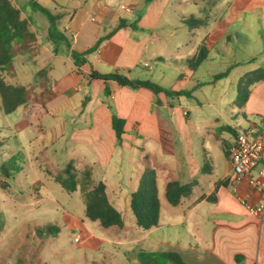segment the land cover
Masks as SVG:
<instances>
[{"label": "crops", "instance_id": "obj_1", "mask_svg": "<svg viewBox=\"0 0 264 264\" xmlns=\"http://www.w3.org/2000/svg\"><path fill=\"white\" fill-rule=\"evenodd\" d=\"M152 1V3L161 1L164 8L170 0ZM11 2L15 5L12 0ZM145 2V0H58L56 5L61 8L59 11L61 17L57 26L67 36L73 49L82 51L99 37L104 38L95 51L86 55V61L80 66L73 63L67 44L54 43L48 38V25L44 40H40L29 22V28L35 36L32 50L21 51L17 43L12 47L14 74L11 76H16L19 71L21 78L25 80L14 84L30 87L27 101L18 107L22 106L29 110L26 108L27 102L33 95H37L42 101L44 112H51V117L56 120L57 116L71 108L74 102L78 103V112L87 117V121L70 131L76 153L65 168L71 164L70 170L81 180L80 185L84 191L100 180L104 182L108 200L123 218L122 226L108 229L109 235L106 238L115 246H124L132 252L130 257H126V264H139L137 253L142 250L175 252L183 262L168 261L166 264H264V209L259 213L250 211L237 199L229 180L231 173L229 147L234 133L227 127L236 129L241 126L226 123L219 127L220 131L229 133L221 140L222 156L219 160L210 157L209 153L203 150V163L197 164L187 155L190 148L183 147L185 155L182 160L180 159L178 166L175 161L176 155L162 147L164 135L177 133L181 136L182 133L181 112L174 107L172 99L169 101L172 97L166 96L164 92L154 94L146 87L134 89L118 85L112 79L89 78V73L95 70L101 73L119 72L131 78L156 80L148 75V72L134 70V66L152 70L155 67L152 60L161 59L156 47L149 44L156 39H150V35L143 33L142 30L138 31L131 25H135V21L141 19L138 14L139 7ZM213 3L218 5L219 0H214L211 4ZM236 4L238 5L236 17L239 19L247 22L248 15L243 12L257 13L255 16L259 27L262 28L259 37H264V0H239ZM218 14L220 13L206 15L208 20L214 22L204 27L207 31L203 39L207 45L204 60L214 59L210 55L208 45L221 39L228 27L222 23L225 16ZM20 17L26 18L21 11ZM122 19L125 24L118 27ZM246 22L243 27L248 26ZM137 32L141 33L139 35L144 43L136 50L134 46H129L128 42L129 39L136 40ZM197 48L192 49L194 51L192 55L196 54ZM256 52L263 55V63L257 66L259 67L264 65V45ZM90 54L92 60L89 58ZM186 57L181 55L178 59L172 57L170 63L158 61V67L178 68L184 77L192 80L195 87L203 80H209L201 74L197 75L201 73L199 67L202 62L193 70L186 65ZM145 62L148 64L144 65ZM240 63L232 62L231 66H228L232 70ZM61 66H64L63 70ZM172 73L174 79L168 85L154 82L168 89H183L176 84V80L179 81V77H175L178 73L174 71ZM216 73L207 76L214 81L217 80L213 77ZM4 74L5 72L3 76ZM105 89L108 90L107 95H104ZM187 90L193 95V90ZM157 105H167L169 109L167 114L173 115L176 125H170L173 121H170L167 115L168 121L162 123L155 108ZM109 106L124 120V132L120 142L116 141L112 128L113 111ZM240 112L252 127H255L254 132L264 137V80L250 86L248 96L240 106ZM181 114L188 117V109L184 108ZM64 128L63 124L60 129L61 136L64 135ZM58 131V126L51 127L53 139L57 137ZM138 140L141 147L134 164H130L132 167L128 173L129 187L123 190L118 183L122 179L123 165H126L122 153L124 148H132ZM223 147L227 154L224 153ZM144 157L155 170L159 199L158 222L149 229L140 228L134 217H130V224L126 225L122 214V210L127 212L129 194L136 188L144 169ZM211 173H215V178H212ZM170 179L193 183L191 193L182 197L175 205L165 196V185ZM80 185L76 182L75 190L80 189L83 195ZM195 187L201 190H195ZM237 189L249 205L255 206L261 201V191L248 186L245 182L239 184ZM90 236L94 237L92 233L88 237Z\"/></svg>", "mask_w": 264, "mask_h": 264}, {"label": "rangeland", "instance_id": "obj_2", "mask_svg": "<svg viewBox=\"0 0 264 264\" xmlns=\"http://www.w3.org/2000/svg\"><path fill=\"white\" fill-rule=\"evenodd\" d=\"M12 1L36 30L39 39L44 40L47 17L33 8L29 0ZM35 1L53 14L60 13L61 8L56 5L58 0ZM213 1L170 0L164 8L161 1L145 2L139 7L141 19L135 21L138 31L142 30L151 36L150 39H156L152 41L154 45L149 44L156 47L161 59L152 60L155 66L152 70L139 66H134V70L148 72L156 79L153 81L165 85L174 79V71L178 73L175 77H179L177 86L194 91L193 95L182 94L169 98L179 112L182 113L184 108L189 111L188 117L180 113L181 136L175 133L164 135L162 139L163 149L176 155L178 166L185 155L183 147L190 148L189 154H186L197 164L203 163L204 151L219 160L222 156L221 140L229 135L226 131H220L219 127L226 123L238 124L253 132L256 130L243 117L236 103V84L238 77L245 71L263 63V55L256 52L264 45V37H259L262 28L258 25L256 12H243L248 15L247 22L236 17V3L239 0H219L218 5L211 4ZM217 12L219 16H225L222 23L228 27L221 39L208 45L214 59L202 61L199 67L201 73H197L209 80H203L195 87L192 80L184 77L178 68L158 67L159 62L170 63L172 57L178 59L181 55L187 56L186 59L191 58L192 49L204 42L207 33L204 27L214 22L208 20L206 25L188 26L184 19L192 15L205 19L207 14L215 15ZM245 22L248 23L247 27H243ZM139 34L137 32L136 40L129 39L128 42L136 50L144 43ZM205 46L207 48L206 43ZM89 58L92 60L91 54ZM232 62L241 63L226 76L214 81L207 76L226 69ZM61 67L63 70L64 66ZM4 79L11 84L25 82L19 71L16 76L5 73ZM77 104L74 102L56 120L51 117V112H44L42 101L37 95L27 102L26 108L29 110L20 106L10 113H4L0 108V264H126V257L131 256L132 252L128 248L117 247L107 240L108 229L85 216L86 191L80 185L81 180L75 177L82 187L83 195L80 189L70 191L57 181L58 178L69 180L64 168L76 153L70 131L87 121V117L78 112ZM109 107L114 112V108ZM155 108L162 123L168 121L169 117L173 121L170 125H176L173 115L167 114V105H157ZM63 124L65 130L61 136ZM53 125L59 127L57 139H53L51 133ZM140 147L141 142L138 140L132 148L122 150L126 165H123L122 179L118 183L123 190L129 187L130 164H134ZM3 166L13 172L10 177L4 176ZM17 166L19 171H16ZM211 174L215 178V173ZM195 190L201 189L195 187ZM122 214L126 225H129V218L134 217L129 205L127 212L122 210ZM47 226H55L57 231L49 233ZM91 233L94 237H88ZM77 234L80 240L75 242Z\"/></svg>", "mask_w": 264, "mask_h": 264}, {"label": "trees", "instance_id": "obj_3", "mask_svg": "<svg viewBox=\"0 0 264 264\" xmlns=\"http://www.w3.org/2000/svg\"><path fill=\"white\" fill-rule=\"evenodd\" d=\"M146 2L152 0H145ZM33 8L42 12L48 19V38L54 43L64 42L67 44L73 63L76 66L82 65L86 61V55L96 50L104 39L99 37L92 45L82 51H77L70 46V42L63 31L59 30L57 24L61 14H53L49 9L42 6L35 0H29ZM20 8L12 4L11 0H0V108L4 113H10L19 105L25 103L30 94V87L24 84H11L5 81L3 73L13 75V51L14 43H17L21 51L32 50L35 42L34 32L29 28L27 18L20 17ZM188 26L206 25L208 18H200L188 16L184 19ZM125 24L124 20H120L118 27ZM135 27L134 24H131ZM207 55V48L204 42L198 45L196 54L191 58L185 59L186 65L190 69H196ZM230 68H226L214 74V79L226 76ZM89 78H100L103 80H115L118 85L128 86L130 88L146 87L154 94L164 92L166 96L191 95V91L187 89L173 90L160 86L156 82L149 79L131 78L119 72L101 73L92 70ZM264 80V65L253 70L245 72L237 80V99L236 103L241 106L246 100L249 88L255 82ZM108 94V90H104V95ZM112 128L115 133L116 141L120 142L122 133L124 132V120L112 112L111 117ZM227 129L235 133V129L228 126ZM223 151L227 154V150L223 147ZM144 169L139 177L138 184L129 194V205L134 215L136 224L142 229H149L157 225L159 215V199L156 187V173L154 168L147 162L144 157ZM71 164L65 168L69 180L58 178L57 181L66 189L73 191L76 189L75 176L70 170ZM3 174L10 177L13 174L8 168L2 167ZM19 167H16V171ZM3 184V183H2ZM4 185V184H3ZM193 188L192 182L182 183L176 179H170L165 185V196L167 200L175 205L179 203L182 197L188 196ZM85 216L90 220H96L100 226L105 229L119 228L123 224L121 213L110 203L105 192V184L103 181L96 182L86 191V204L84 209ZM46 230L54 234L57 229L55 226H47ZM139 264H166L168 261L183 263L180 256L171 251H139L137 253Z\"/></svg>", "mask_w": 264, "mask_h": 264}, {"label": "built area", "instance_id": "obj_4", "mask_svg": "<svg viewBox=\"0 0 264 264\" xmlns=\"http://www.w3.org/2000/svg\"><path fill=\"white\" fill-rule=\"evenodd\" d=\"M229 160L231 164L229 180L237 199L250 211L261 212L264 209V137L251 129L237 127L229 147ZM243 182L261 191V201L257 205H249L238 192L237 187ZM79 240L80 235L77 234L74 241Z\"/></svg>", "mask_w": 264, "mask_h": 264}]
</instances>
